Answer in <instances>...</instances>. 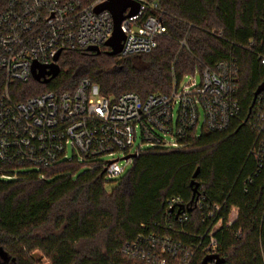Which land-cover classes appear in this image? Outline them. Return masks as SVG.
I'll return each instance as SVG.
<instances>
[{
  "label": "trees",
  "instance_id": "obj_1",
  "mask_svg": "<svg viewBox=\"0 0 264 264\" xmlns=\"http://www.w3.org/2000/svg\"><path fill=\"white\" fill-rule=\"evenodd\" d=\"M151 1L159 4L167 28L153 51L113 56L105 46L100 53L64 50L55 78L16 82L11 96L25 101L49 90L74 91L87 78L103 96L134 92L144 98L171 92L175 82L205 67L235 60L239 115L225 130L191 133L182 147L140 151L110 191L101 162L75 159L40 168L0 163V246L9 254L0 264H37L35 250L51 264H133L122 248L154 235L194 245L191 264H201L218 223L213 237L222 264H264V155L253 153L264 133L250 124L254 92L264 81V0ZM8 2L0 0V12ZM6 84L0 67V96ZM192 181L203 207H188ZM172 197L187 206L183 223L177 209H167ZM233 208L238 215L230 222Z\"/></svg>",
  "mask_w": 264,
  "mask_h": 264
},
{
  "label": "built area",
  "instance_id": "obj_2",
  "mask_svg": "<svg viewBox=\"0 0 264 264\" xmlns=\"http://www.w3.org/2000/svg\"><path fill=\"white\" fill-rule=\"evenodd\" d=\"M106 1L94 0L85 5L80 0H9L0 12V67L7 76L0 96V163L40 168L75 159L96 161L102 163L106 180L112 181L126 171L121 161H133L120 158L138 154L144 144L151 148H179L191 133L199 135L201 122L202 129L221 131L239 115L241 107L235 97L239 67L235 60L205 67L200 73L186 76L194 77L187 84L184 78L175 82L171 92L144 98L134 92L106 97L84 78L74 91L49 90L16 101L10 87L33 77L35 62L44 66L58 64L59 51L61 55L64 50L105 46L113 33V15L107 9H95ZM132 1L139 4V10L122 22V56L150 53L167 32L157 2ZM129 11L127 8L125 14ZM260 61L264 65V56ZM197 75L201 77L200 84L196 82ZM256 100L250 124L262 134L264 90ZM139 135L141 143L134 151ZM69 149L73 151L71 156ZM253 153L258 159L263 157L264 137ZM105 157L109 159L103 160ZM203 200L198 196L196 204L203 207ZM180 207L183 214L187 206L181 197L167 202L170 213ZM205 215L211 218L213 212ZM177 219L183 223L188 217L178 214ZM219 225L209 233L210 241L204 248L207 255L217 253L213 233ZM121 252L135 260L133 264H191L196 247H185L169 235H154L146 241L139 238L127 243Z\"/></svg>",
  "mask_w": 264,
  "mask_h": 264
},
{
  "label": "water",
  "instance_id": "obj_3",
  "mask_svg": "<svg viewBox=\"0 0 264 264\" xmlns=\"http://www.w3.org/2000/svg\"><path fill=\"white\" fill-rule=\"evenodd\" d=\"M127 8H130V11L128 14H125V11ZM104 9H107L111 11L113 15V22H114V29L112 36L109 38V40L106 42L105 46L109 48L108 54L109 55H118L121 53L122 46H123V40L125 38V35L122 31L121 25L123 20L126 17L135 15L139 10V4L132 1V0H107L104 4L96 7V12H100ZM87 51L91 52H101V48L97 46H91L87 48ZM60 52H58L56 56V60H58ZM60 73V66L59 64H51L49 66L40 65L37 62L33 64L32 67V76L36 81L42 82V83H48L53 78H55ZM264 90V81L257 87L256 91L254 92V98H253V104L257 98V96ZM138 156L137 153L128 154L124 157H121V160H134ZM191 186L193 187V197L188 205H193L194 202L197 200V188L198 184L195 181L191 182ZM183 207H180L178 209V214L182 210ZM9 259V254L7 251L0 246V261H7ZM211 262H214L215 264H222L225 262V259L221 257L217 253H212L206 255L201 264H209Z\"/></svg>",
  "mask_w": 264,
  "mask_h": 264
},
{
  "label": "rangeland",
  "instance_id": "obj_4",
  "mask_svg": "<svg viewBox=\"0 0 264 264\" xmlns=\"http://www.w3.org/2000/svg\"><path fill=\"white\" fill-rule=\"evenodd\" d=\"M190 78L193 79L194 77H187V78L184 79L183 82L187 84L191 80ZM195 79H196L197 84H200V82H201L200 75L195 76ZM201 126H202V122H201L200 126L198 127V131H197L199 134L202 131ZM140 143H141V137L139 135V137H138V139H137V141L135 143V146L133 148L134 151L136 150V147L140 145ZM149 148H151L149 144H144L142 149L145 150V149H149ZM72 154H73L72 149H69L68 155L71 156ZM107 159H109V158L108 157L103 158V160H107ZM121 165H123V166L126 165V171H125V173L120 178H122L123 176H125L130 171V169L132 167V162L126 163V161H121ZM24 170H31V169L25 168ZM120 178L110 181L108 183V185H107V189L109 191L112 190V188L114 186H116L117 180H119ZM32 256H33V258H34V260L36 261L37 264H51L50 260L48 258H46L43 255V253H41L39 250L33 251L32 252Z\"/></svg>",
  "mask_w": 264,
  "mask_h": 264
},
{
  "label": "crops",
  "instance_id": "obj_5",
  "mask_svg": "<svg viewBox=\"0 0 264 264\" xmlns=\"http://www.w3.org/2000/svg\"><path fill=\"white\" fill-rule=\"evenodd\" d=\"M238 215V209L237 208H233L232 212L230 214V222H233L234 220H236Z\"/></svg>",
  "mask_w": 264,
  "mask_h": 264
}]
</instances>
